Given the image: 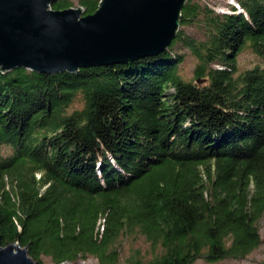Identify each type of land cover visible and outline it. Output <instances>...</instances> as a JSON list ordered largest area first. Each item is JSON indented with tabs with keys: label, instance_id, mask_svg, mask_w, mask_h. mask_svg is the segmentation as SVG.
<instances>
[{
	"label": "trees",
	"instance_id": "obj_1",
	"mask_svg": "<svg viewBox=\"0 0 264 264\" xmlns=\"http://www.w3.org/2000/svg\"><path fill=\"white\" fill-rule=\"evenodd\" d=\"M99 0H78L84 15ZM186 0L168 47L127 63L0 71V245L55 264L242 259L264 217V0ZM54 0L52 9L69 7ZM240 8L237 10L236 8ZM192 25L199 36L183 31ZM194 58L190 78L178 67ZM248 47L261 65L237 71ZM137 230L150 258L119 261Z\"/></svg>",
	"mask_w": 264,
	"mask_h": 264
},
{
	"label": "water",
	"instance_id": "obj_2",
	"mask_svg": "<svg viewBox=\"0 0 264 264\" xmlns=\"http://www.w3.org/2000/svg\"><path fill=\"white\" fill-rule=\"evenodd\" d=\"M53 1L0 0L1 72H75L156 55L174 39L186 0H99L87 15L51 9ZM0 264L35 263L14 242L0 245Z\"/></svg>",
	"mask_w": 264,
	"mask_h": 264
},
{
	"label": "rangeland",
	"instance_id": "obj_3",
	"mask_svg": "<svg viewBox=\"0 0 264 264\" xmlns=\"http://www.w3.org/2000/svg\"><path fill=\"white\" fill-rule=\"evenodd\" d=\"M196 2V0H193ZM70 6L76 8L80 6L78 0H69ZM236 0H198L200 5H206L214 9L215 12L230 11V4H235ZM236 8V7H235ZM237 9V8H236ZM237 10H240L238 8ZM183 31H186L189 35L198 37L199 32L192 25H185ZM172 52L184 53V58L179 64L180 73L183 78L187 79L191 77L194 58L187 53L184 48H181L179 44L172 47ZM235 65L237 71L247 70L256 65H261L260 57L256 56L251 50L246 47L240 51L235 59ZM9 149L4 147L1 149V155H7ZM258 233H260L261 241L258 246L244 256L242 259L235 258H224L219 261H205L202 257H197L193 264H264V217L259 219L258 222ZM116 248L119 251V261L123 262L131 257H139L142 260L150 258L155 252L158 251L155 247H152L147 239H145L138 231L126 232L123 230L117 237ZM34 261V260H33ZM35 264H55L52 259L47 255H40ZM67 264H98L97 260L87 255L84 258H76L74 261L66 262Z\"/></svg>",
	"mask_w": 264,
	"mask_h": 264
}]
</instances>
